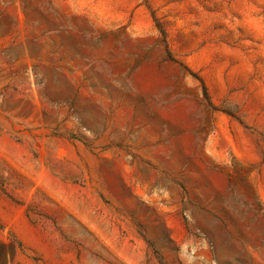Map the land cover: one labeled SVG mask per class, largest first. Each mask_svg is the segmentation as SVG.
<instances>
[{
    "label": "rangeland",
    "instance_id": "obj_1",
    "mask_svg": "<svg viewBox=\"0 0 264 264\" xmlns=\"http://www.w3.org/2000/svg\"><path fill=\"white\" fill-rule=\"evenodd\" d=\"M0 264H264V0H0Z\"/></svg>",
    "mask_w": 264,
    "mask_h": 264
},
{
    "label": "bare ground",
    "instance_id": "obj_2",
    "mask_svg": "<svg viewBox=\"0 0 264 264\" xmlns=\"http://www.w3.org/2000/svg\"><path fill=\"white\" fill-rule=\"evenodd\" d=\"M232 74H233V73H232ZM217 75H218V74H217ZM231 77H233V76H231ZM217 80H219V81L222 80V79H221V75H219V76L217 77Z\"/></svg>",
    "mask_w": 264,
    "mask_h": 264
}]
</instances>
